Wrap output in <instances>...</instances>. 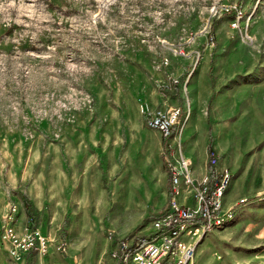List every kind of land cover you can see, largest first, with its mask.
Wrapping results in <instances>:
<instances>
[{
    "label": "rangeland",
    "instance_id": "1",
    "mask_svg": "<svg viewBox=\"0 0 264 264\" xmlns=\"http://www.w3.org/2000/svg\"><path fill=\"white\" fill-rule=\"evenodd\" d=\"M203 48L229 129L220 160L232 217L198 241L192 264H264V0H0V221L15 202L48 240L149 239L157 209L113 207L144 199L121 185L137 150L132 93L162 90L176 58L190 57L178 76L188 78ZM145 134L150 147L159 143ZM115 188L101 211L65 213L55 203L92 205ZM20 261L0 244V264Z\"/></svg>",
    "mask_w": 264,
    "mask_h": 264
},
{
    "label": "crops",
    "instance_id": "2",
    "mask_svg": "<svg viewBox=\"0 0 264 264\" xmlns=\"http://www.w3.org/2000/svg\"><path fill=\"white\" fill-rule=\"evenodd\" d=\"M205 49L206 48L202 49V59L196 66L192 75L188 76V78L183 77L184 80L182 79L180 81L178 76L182 78L184 74L183 71H185L184 67L190 65V57L176 58L167 70L169 74H164L163 81L165 82L162 84V90L147 87L145 91L141 89H135V91H133L129 129L133 135L132 147H136L137 150L134 153L133 150L135 148H133L128 154L130 157V166L125 170V174L122 178L123 183H121V185H124L126 187L125 190H128V196H131L132 191L135 190L141 193L144 199L139 201L131 197L125 202L123 200L120 207H117L116 203H114L113 207H115V211L131 212L138 216H144L149 212H154V209H157L152 215V220L154 216L166 206L170 195V180L163 158V151L165 143L174 147L176 136L169 138L165 142L158 131L146 127L142 121V116L144 115L142 111L145 108L149 111L156 108H165L167 106H176L181 109V118L174 129L180 136L183 155L191 162V173L195 180H199L208 174L213 175L214 172H218L225 167L226 164L222 162L220 158L225 153L223 144L227 141V132L229 129L221 126L220 122L222 120H219V115H222L224 112L222 109L224 104L221 103L223 97H215L213 101V82L210 81L208 75L209 63L206 60L207 50ZM162 72L164 73V71ZM170 76L177 77L179 83L172 84L170 82ZM161 77L162 75L159 73L158 78ZM183 84L185 85L183 86ZM183 87L185 88L184 90ZM208 100H211V103L209 106V113L207 114L206 103ZM146 131H150L158 138L159 143L156 146L150 147L149 137L145 134ZM184 140L192 141L190 147L185 151L182 148ZM148 148L149 151H147ZM211 150L217 157V163L214 167L208 162V154ZM172 151V148L168 150L169 153ZM133 154L138 158L137 161L134 160ZM67 186L68 182H66V187ZM116 190V188L111 190L107 197L101 194L103 199L94 202L92 205H88L86 202H79L77 206L73 205V207H70L71 205L68 204V197L65 199L61 198L63 196H56L55 203L59 205L62 208L61 211L65 213L76 211L83 213L87 211H101L106 204H110V198L112 206L113 200L115 199L112 195L116 194ZM228 192L229 189L226 190L223 196L222 210H227L232 204L231 200L225 199ZM189 193L190 189L181 183L177 187L175 198L180 203L190 206L193 202L189 197ZM16 205L17 215L15 218V227L16 229H20L25 225L27 217L33 214L29 211H24L20 205ZM32 218L33 223L38 226L35 217L32 216ZM119 239L63 240L67 246V251L64 253L65 255L57 252L55 249L56 253H52L54 251V246L50 243L48 246V256L41 257L35 252H30L18 263L45 264V262H48L49 264H86L80 261L79 258L82 254H87L89 257V264H111L109 252L114 249ZM1 249L4 250L2 245ZM58 253L61 254L62 257L59 256Z\"/></svg>",
    "mask_w": 264,
    "mask_h": 264
},
{
    "label": "built area",
    "instance_id": "3",
    "mask_svg": "<svg viewBox=\"0 0 264 264\" xmlns=\"http://www.w3.org/2000/svg\"><path fill=\"white\" fill-rule=\"evenodd\" d=\"M229 9L234 8L226 6L224 11ZM170 81L172 84L179 83L178 78H171ZM142 112L145 124L158 131L165 142L176 136L174 147L165 143L163 151L170 195L166 206L150 222V238L138 244L119 239L109 252V257L117 264H192L198 241L206 233L222 227L232 217L230 210H222V199L230 184L231 174L223 168L213 175L195 180L191 173V162L183 155L180 136L174 129L181 118V109L167 106L151 111L145 108ZM171 148L173 151L169 153ZM208 157L209 164L214 167L217 157L212 150ZM181 183L190 189L189 197L193 202L190 206L175 198ZM16 215L17 205L9 202L0 221V244L9 258L22 260L30 252L46 257L50 243L59 253L67 251L63 240H48L33 223L32 216L27 217L22 228L16 229Z\"/></svg>",
    "mask_w": 264,
    "mask_h": 264
}]
</instances>
